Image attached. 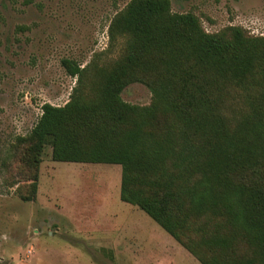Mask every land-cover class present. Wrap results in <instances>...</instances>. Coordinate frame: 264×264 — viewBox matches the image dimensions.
<instances>
[{
    "label": "trees",
    "instance_id": "trees-1",
    "mask_svg": "<svg viewBox=\"0 0 264 264\" xmlns=\"http://www.w3.org/2000/svg\"><path fill=\"white\" fill-rule=\"evenodd\" d=\"M115 57L61 64L76 81L11 144L17 192L35 199L44 149L55 161L120 165V199L201 264H264V34L206 31L170 0H129L108 25ZM144 84L151 101L121 93Z\"/></svg>",
    "mask_w": 264,
    "mask_h": 264
},
{
    "label": "rangeland",
    "instance_id": "rangeland-1",
    "mask_svg": "<svg viewBox=\"0 0 264 264\" xmlns=\"http://www.w3.org/2000/svg\"><path fill=\"white\" fill-rule=\"evenodd\" d=\"M129 0H0V264H201L138 207L120 199L118 164L65 162L44 149L35 199L17 192L11 144L48 102L63 105L75 77L62 58L85 65L109 49L108 25ZM216 32L239 25L264 34V0H170ZM118 47L104 56L115 57ZM122 98L147 105L150 90Z\"/></svg>",
    "mask_w": 264,
    "mask_h": 264
}]
</instances>
